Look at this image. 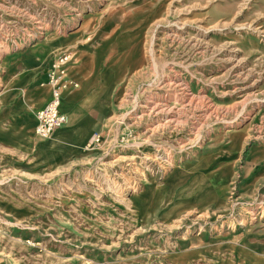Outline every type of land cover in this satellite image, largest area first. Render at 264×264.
<instances>
[{
  "label": "rangeland",
  "instance_id": "obj_1",
  "mask_svg": "<svg viewBox=\"0 0 264 264\" xmlns=\"http://www.w3.org/2000/svg\"><path fill=\"white\" fill-rule=\"evenodd\" d=\"M55 40L111 96L76 79L94 125L72 152L0 119V264H264V200L239 204L264 147V0H0V104L27 100L23 60Z\"/></svg>",
  "mask_w": 264,
  "mask_h": 264
},
{
  "label": "crops",
  "instance_id": "obj_2",
  "mask_svg": "<svg viewBox=\"0 0 264 264\" xmlns=\"http://www.w3.org/2000/svg\"><path fill=\"white\" fill-rule=\"evenodd\" d=\"M70 40H72V38ZM53 42H50V45H44V46L41 45L40 55L41 56L43 55L40 58L41 61L37 60L36 62L31 57L25 58L23 60L24 63H22V68H23L22 72L17 74L18 75L17 77L19 79L18 81L21 82L22 85L24 84L23 85L24 87H29L32 84V86L27 90L26 93L23 91V97L28 98L29 100L27 99L26 101L22 102L23 104L16 102V100L13 102L12 101L9 102L8 100L6 101L7 103L2 102L0 104V109H4L3 111L6 110V112L8 113V114H5L3 117H0V119L3 118L4 120H9V122L11 123L13 122L16 123L17 128L23 133L24 137L28 138L26 139L27 143L32 144V145H34L32 142L34 139L31 138V134L33 138L37 137L35 133L37 122H36V125L34 126L32 124L35 119L37 120L36 113L40 111L41 109H43L46 103H48L51 98V89L48 86H44L43 84L46 82L45 79H47V72H48L50 64L59 55H61V54H58L57 52H59L58 50L62 43L58 41L60 44L54 45L52 44ZM47 53L49 54L47 55ZM32 56L34 55L32 54ZM35 58L37 59V57ZM79 64L80 63H78V65ZM71 66H72V63L70 62L69 68H68V74H69L70 79L73 80L74 82L77 83L76 79L85 80L88 83L99 82L98 79H96L97 81H95V76L94 74H92L93 72L90 73L89 75L86 74L87 72L86 65H84L85 67L83 68V70L79 72L78 70H76V66H74V68H71ZM112 80L113 79L110 77L101 76L100 82H99L100 91H96L97 94L94 91V94H96V96L102 98L103 100L109 99L111 96V86L114 83ZM79 89H80V85L78 84L77 88H74L63 94L62 103H61V112L64 115H67V122H66L67 125H73V124L77 125V127L80 129V132L82 131V128H85L84 130L89 131L94 125L93 122L77 121L78 112L80 108L79 101H80V95H81L79 93ZM11 92L14 93V91H11ZM7 93L8 92H6V96H4L5 99H9L7 96ZM13 104L16 105V108H14ZM26 105H27V108L25 107ZM36 107L40 109L35 110ZM25 108L27 111L25 110ZM28 113L29 114L31 113V115H29ZM96 133H94L93 135L95 136ZM84 138L85 136L83 135V140ZM57 142H59V144L55 146V148L53 149L54 152H58V151L60 152L64 150L66 146H69L70 148L69 150L70 152H72V150H76L82 145V143L80 142L75 143V142H71L70 140H64V139H58ZM237 145L239 146V142L237 143ZM43 149L44 148L40 146L39 144L37 152L43 153ZM247 157H248L247 158L248 167L246 168V170H244V177L248 179L246 182H244V185L241 187V193L239 195V199H240L239 204L240 206H244V208L246 209L253 206V204L257 202V198H260V201L264 200V190H262L264 188V147L262 148L260 145L259 146L253 145L249 149V153ZM259 164L261 166L257 169V166ZM249 166H252V167H249ZM259 191H261V193Z\"/></svg>",
  "mask_w": 264,
  "mask_h": 264
},
{
  "label": "built area",
  "instance_id": "obj_3",
  "mask_svg": "<svg viewBox=\"0 0 264 264\" xmlns=\"http://www.w3.org/2000/svg\"><path fill=\"white\" fill-rule=\"evenodd\" d=\"M71 58L69 54L59 55L49 66L44 86L51 89V98L43 109L36 113V136L42 139L49 138L66 122V116L61 112L63 94L78 87L68 74ZM101 137L96 135L94 142H99Z\"/></svg>",
  "mask_w": 264,
  "mask_h": 264
},
{
  "label": "bare ground",
  "instance_id": "obj_4",
  "mask_svg": "<svg viewBox=\"0 0 264 264\" xmlns=\"http://www.w3.org/2000/svg\"><path fill=\"white\" fill-rule=\"evenodd\" d=\"M126 26V25H125ZM125 31V30H124ZM124 37H125V35L124 34H122ZM121 35V36H122ZM116 36V35H115ZM118 36H120V35H118ZM117 37V36H116ZM71 38H73V37H70V39ZM120 38V37H119ZM124 40V39H123ZM43 41V40H42ZM59 41V40H58ZM57 40H55V42H53L52 44H54V45H56V44H60L59 42H58ZM119 42V41H118ZM121 43V42H120ZM40 44V43H39ZM46 44V43H45ZM34 45V44H33ZM36 45H38V44H36ZM53 45V46H54ZM76 45V44H75ZM44 46V45H43ZM107 47H108V45H107ZM47 48V47H46ZM80 48V47H79ZM83 48V47H82ZM104 48V47H103ZM84 49V48H83ZM38 50V49H37ZM81 50V49H80ZM36 51V50H35ZM88 51V50H87ZM102 51V50H101ZM41 52V51H40ZM50 52V51H49ZM97 52V51H96ZM98 52H99V50H98ZM49 53H47V55H48ZM106 54H107V52H106ZM105 54V55H106ZM15 55H17V54H15ZM34 55V54H33ZM36 55V54H35ZM45 55V54H44ZM108 55V54H107ZM43 56V55H42ZM42 56H40V57H42ZM13 57V56H12ZM98 58V57H97ZM103 58V57H102ZM101 58V59H102ZM21 61V60H20ZM41 61V60H40ZM85 61H86V55H84V54H78V58L76 59V64H73V65H75L76 66V70H78V72L79 71H81V70H83V68L85 67L84 65H85ZM82 62V63H81ZM97 62V61H96ZM18 63H19V61H18ZM78 63H80L79 65H78ZM5 64V63H4ZM9 64H10V62H9ZM8 64V65H9ZM18 65V64H17ZM40 65V64H39ZM89 65V64H88ZM103 65V64H102ZM110 65V64H109ZM29 66V65H28ZM95 66H96V64H95ZM27 68V67H26ZM108 68V67H107ZM106 68V69H107ZM101 69V68H100ZM109 69V68H108ZM111 69V68H110ZM89 71V70H88ZM108 71H110V70H108ZM107 71V72H108ZM70 72V71H69ZM90 72H91V70H90ZM112 72V71H111ZM9 74H10V71H9ZM8 74V75H9ZM90 74V73H89ZM95 74H96V72H95ZM94 74V75H95ZM98 74V73H97ZM29 75V74H28ZM91 76V75H90ZM6 77V76H5ZM9 77H11V76H9ZM35 77V76H34ZM97 77V76H96ZM33 78V77H32ZM113 78H114V75H113ZM7 79V78H6ZM5 79V80H6ZM10 79V78H9ZM27 79V78H26ZM98 79V78H97ZM100 79V78H99ZM3 80H4V78H3ZM4 80V81H5ZM46 80V79H45ZM12 81V80H11ZM27 81V80H26ZM85 81V80H84ZM95 81H97V80H95ZM113 81V80H112ZM3 82V81H2ZM8 82V81H7ZM86 82V81H85ZM100 82V81H99ZM35 83V82H34ZM84 83V82H83ZM5 84V83H4ZM12 84V83H11ZM19 84V83H18ZM22 84V83H21ZM24 85V84H23ZM18 86V85H17ZM22 86V85H21ZM95 86H97V84L95 85ZM44 87V86H43ZM112 87V86H111ZM12 88V87H11ZM17 88H19V87H17ZM23 88V87H22ZM15 89V88H14ZM89 90H91V89H89ZM2 91V90H1ZM6 91V90H5ZM95 91V90H94ZM85 92V91H84ZM4 93V92H3ZM10 93V92H9ZM17 93V92H16ZM50 93V92H49ZM18 94V93H17ZM15 95V94H14ZM31 95V94H30ZM87 96V95H86ZM27 97V96H26ZM7 98V97H6ZM15 98V97H14ZM5 99V98H4ZM11 99V98H10ZM28 99V98H27ZM46 99V98H45ZM12 100V99H11ZM29 100V99H28ZM10 102V101H9ZM13 102V101H12ZM7 103V102H6ZM16 103V102H15ZM14 103V104H15ZM13 104V105H14ZM17 104V103H16ZM23 104V103H22ZM47 104V103H46ZM32 105V104H31ZM21 106V105H20ZM34 106V105H33ZM26 108H27V105L25 106ZM16 108V107H15ZM26 108H25V110H26ZM37 108V107H36ZM23 109V108H22ZM20 110V109H19ZM18 110V111H19ZM24 110V111H25ZM27 111V110H26ZM29 114V113H28ZM25 115H27V114H25ZM29 115H31V113L29 114ZM28 115V116H29ZM21 118H22V116H21ZM29 118V117H28ZM34 118V117H33ZM21 120H23V119H21ZM84 120V119H83ZM88 121V120H87ZM18 122V121H17ZM36 122H37V120L35 119L34 121H33V126L34 125H36ZM29 123V122H28ZM86 123V122H85ZM84 123V124H85ZM97 123V122H96ZM22 124H24V123H22ZM80 124V123H79ZM87 124V123H86ZM30 125V124H29ZM14 128V127H13ZM32 129V128H31ZM85 129V128H84ZM92 129V128H91ZM90 131V130H89ZM88 132V131H87ZM234 132V131H233ZM237 134V133H236ZM236 134H232L231 135V142L229 143V151H230V153L231 152H233V149L236 147V145H237V143H238V141L236 140L237 138L235 137L236 136ZM19 137V136H18ZM17 137V138H18ZM20 138V137H19ZM22 138V137H21ZM21 138H20V140H21ZM31 138L32 139H34L33 137H32V134H31ZM86 138H87V136H86ZM51 139V138H50ZM58 139H64V140H70L71 142H75V143H78V142H80V143H83V135L80 133V129L77 127V125H75V124H73V125H64V127L63 128H60L58 131H57V133H56V135L54 136V138H52V140H50V141H48V142H45V143H40V146H42L44 149H47V150H53L54 148H55V146H57L58 144H59V142H57V140ZM15 140H17V139H15ZM85 140H87V139H85ZM14 142V141H13ZM46 150V151H47ZM228 150V149H227ZM235 150H236V148H235ZM227 155V154H226ZM225 155V156H226ZM227 157V156H226ZM232 157V156H231ZM174 175V174H173ZM172 177V176H171ZM221 177V176H220ZM219 177V178H220ZM207 178H209V177H207ZM216 178H217V176H216ZM170 179H172V178H170ZM211 179H212V177H211ZM217 180V179H216ZM170 181V180H169ZM168 180H167V182H169ZM211 181V180H210ZM166 182V181H165ZM171 182V181H170ZM215 182V181H214ZM218 182H219V180H218ZM172 183V182H171ZM191 183V182H190ZM213 182L211 181V184H212ZM167 184V183H166ZM168 185V184H167ZM170 185V184H169ZM213 185V184H212ZM218 186V185H217ZM154 188V187H153ZM152 188V189H153ZM218 188V187H217ZM216 188V189H217ZM165 189V188H164ZM214 189V192L216 191L215 190V188H213ZM164 193V192H163ZM164 195V194H163ZM159 199V198H158ZM161 199V198H160ZM193 199V198H192ZM135 201V200H134ZM139 203V202H138ZM158 204V203H157ZM156 204V205H157Z\"/></svg>",
  "mask_w": 264,
  "mask_h": 264
}]
</instances>
